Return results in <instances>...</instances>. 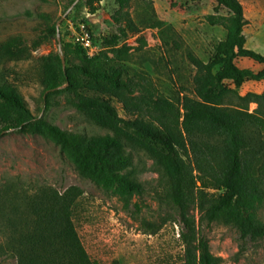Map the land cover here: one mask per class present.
Instances as JSON below:
<instances>
[{
	"label": "trees",
	"instance_id": "obj_1",
	"mask_svg": "<svg viewBox=\"0 0 264 264\" xmlns=\"http://www.w3.org/2000/svg\"><path fill=\"white\" fill-rule=\"evenodd\" d=\"M64 1L71 6L76 0ZM138 1L146 2L115 0L112 21L118 28L103 40L104 50L90 57L80 44L62 41L65 69L55 55L44 60L37 77L45 110L63 96L68 106L110 134L87 136L33 118L19 89L6 82L0 83L1 132L15 130L50 141L80 177L126 201L145 193L144 184L132 172L129 150L144 152L160 173L167 202L179 215L184 252L171 264H222L212 254L202 225L232 226L243 245L264 240V221L259 216L264 208V91L238 93L248 81H264V70L256 74L237 65L243 58L264 66V56L246 48L249 21L240 0H212L215 10L225 9L233 16L230 35L218 42L209 62L188 55L196 69L193 90L187 94L182 89L180 94L187 92L186 96L176 104L160 92L148 72L118 67L124 58L147 47L146 38L137 37L143 27L159 30L164 26L152 11L138 23L130 12ZM91 11L96 13L98 8L91 4ZM48 32L55 38L56 25ZM133 37L138 47L125 43ZM13 48V44L4 48L9 59L22 53ZM226 82L234 89L226 87ZM251 103L257 104L259 112L248 113ZM82 196L75 186L64 192L47 186L34 191L14 183L3 186L1 254L15 264H99L88 254L75 224ZM195 208L199 219L192 214Z\"/></svg>",
	"mask_w": 264,
	"mask_h": 264
},
{
	"label": "rangeland",
	"instance_id": "obj_2",
	"mask_svg": "<svg viewBox=\"0 0 264 264\" xmlns=\"http://www.w3.org/2000/svg\"><path fill=\"white\" fill-rule=\"evenodd\" d=\"M254 15H249L245 35H249L257 53L264 56V0H251ZM91 4L98 8L92 13ZM211 0H146L132 4L130 12L142 24L151 16L164 22L158 37L152 35L147 47L133 52L118 64L122 69L143 70L154 79L157 88L174 103L186 96L182 89L193 90L196 69L188 55L191 53L204 62L214 55L219 39H227L233 16L225 9H216ZM70 5L64 0H0V83L15 85L27 102L33 118L45 119L62 130L87 136L110 134L89 122L76 109L64 102L63 96L52 101L45 110L43 88L37 82L41 66L46 58L63 55L61 43L80 44L89 38L96 50L102 51L103 40L117 32L112 21L117 10L115 0H81L67 17ZM249 12V11H248ZM56 25L54 38L48 30ZM253 26V27H252ZM148 28L143 27V31ZM252 29L256 32H252ZM252 35V36H251ZM253 37V38H252ZM13 44L14 52L22 51L12 59L4 50ZM138 47V44L133 45ZM237 65L258 74L264 70L251 60L239 58ZM234 89L230 82L224 84ZM264 81L246 82L238 93L241 96L253 92L261 94ZM47 94V93H46ZM239 103L238 99H233ZM121 117L122 107L115 103ZM259 112L255 103L248 113ZM0 126V189L14 183L29 191L40 187H53L61 192L70 187L83 191L75 216V224L88 254L99 264H171L180 260L184 247L180 239L179 215L167 202L160 173L144 152L131 151L132 172L145 186V193L130 201L97 187L80 177L75 167L66 159L59 147L40 136L10 131L1 132ZM192 214L199 219L195 208ZM264 221V208L259 212ZM201 232L209 241L212 254L222 259V264H264V240L241 244L235 228L222 222L201 226ZM5 238L0 232V246ZM0 264H15V260L0 252Z\"/></svg>",
	"mask_w": 264,
	"mask_h": 264
},
{
	"label": "built area",
	"instance_id": "obj_3",
	"mask_svg": "<svg viewBox=\"0 0 264 264\" xmlns=\"http://www.w3.org/2000/svg\"><path fill=\"white\" fill-rule=\"evenodd\" d=\"M159 30L158 29H147L142 31L137 37H144L147 41L152 39V35H156L158 37ZM137 37H133L128 39L125 43H127L130 46H133L136 44ZM81 46L86 50L88 56L93 57L99 53V50H96L93 47L92 41L89 38L82 39Z\"/></svg>",
	"mask_w": 264,
	"mask_h": 264
},
{
	"label": "crops",
	"instance_id": "obj_4",
	"mask_svg": "<svg viewBox=\"0 0 264 264\" xmlns=\"http://www.w3.org/2000/svg\"><path fill=\"white\" fill-rule=\"evenodd\" d=\"M204 1V0H203ZM212 1V0H211ZM213 2V1H212ZM240 2L242 3L243 7H244V10H245V17L248 21H250L251 23H255L253 18H251L249 15H254L255 13V7L252 5V2L251 0H240ZM249 11V12H248ZM253 17H256L255 15ZM249 22V23H250ZM253 27V26H252ZM247 28V27H246ZM246 28H245V31H246ZM252 32H256V30L252 29V31L250 32L252 34ZM252 36V35H251ZM253 38V37H252ZM228 39V38H227ZM227 39H219V42L220 41H225ZM246 48L247 49H250V50H256L255 46H254V43L251 39V37L249 35H247V44H246Z\"/></svg>",
	"mask_w": 264,
	"mask_h": 264
},
{
	"label": "water",
	"instance_id": "obj_5",
	"mask_svg": "<svg viewBox=\"0 0 264 264\" xmlns=\"http://www.w3.org/2000/svg\"><path fill=\"white\" fill-rule=\"evenodd\" d=\"M81 2V0H76L71 6L70 8L67 10V12L64 14V17H67L75 8L76 6ZM58 41H59V48L60 50H62V44H61V39H60V35H58ZM61 60L63 63V68L65 69V58L63 55H61Z\"/></svg>",
	"mask_w": 264,
	"mask_h": 264
}]
</instances>
